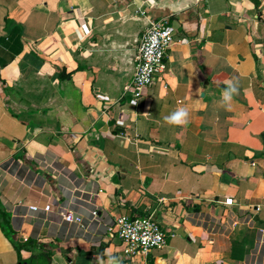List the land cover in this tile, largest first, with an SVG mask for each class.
<instances>
[{
  "label": "crops",
  "instance_id": "0c3cea01",
  "mask_svg": "<svg viewBox=\"0 0 264 264\" xmlns=\"http://www.w3.org/2000/svg\"><path fill=\"white\" fill-rule=\"evenodd\" d=\"M263 29L264 0H0V264H264ZM150 214L166 245L126 257L116 219Z\"/></svg>",
  "mask_w": 264,
  "mask_h": 264
},
{
  "label": "built area",
  "instance_id": "2783aa9c",
  "mask_svg": "<svg viewBox=\"0 0 264 264\" xmlns=\"http://www.w3.org/2000/svg\"><path fill=\"white\" fill-rule=\"evenodd\" d=\"M173 42V31L165 19L149 22L136 47L135 69L131 80L124 86L123 96H128L134 103L140 100L145 90L165 70L167 53ZM232 203V198L224 201L227 206ZM30 209L39 208L32 205ZM43 209L49 211L51 207L45 205ZM60 214L65 222L82 225L83 218L80 215L65 210ZM114 228L123 243L126 257L147 256L153 249L166 245L167 236L153 214L137 217L122 215L116 219Z\"/></svg>",
  "mask_w": 264,
  "mask_h": 264
},
{
  "label": "clouds",
  "instance_id": "9594fccd",
  "mask_svg": "<svg viewBox=\"0 0 264 264\" xmlns=\"http://www.w3.org/2000/svg\"><path fill=\"white\" fill-rule=\"evenodd\" d=\"M234 92H236V87L231 82H229L228 89H226L225 92L223 93V100L225 102L230 101L232 98V94ZM188 115H189L188 110L182 107V108H178L174 113H172L170 116L166 117L165 119L170 124H176V125L186 124Z\"/></svg>",
  "mask_w": 264,
  "mask_h": 264
},
{
  "label": "rangeland",
  "instance_id": "374dc122",
  "mask_svg": "<svg viewBox=\"0 0 264 264\" xmlns=\"http://www.w3.org/2000/svg\"><path fill=\"white\" fill-rule=\"evenodd\" d=\"M263 31H264V29H263Z\"/></svg>",
  "mask_w": 264,
  "mask_h": 264
}]
</instances>
